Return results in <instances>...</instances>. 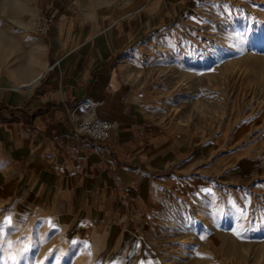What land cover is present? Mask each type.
Wrapping results in <instances>:
<instances>
[{
    "label": "crops",
    "instance_id": "0c3cea01",
    "mask_svg": "<svg viewBox=\"0 0 264 264\" xmlns=\"http://www.w3.org/2000/svg\"><path fill=\"white\" fill-rule=\"evenodd\" d=\"M197 1L150 0L146 10L159 5L173 18ZM9 2L0 9L3 219L46 224L86 252L105 239L116 248L111 261L119 247L128 263L152 253L140 234L168 222L173 206L203 188L205 149L156 129L145 90L124 70L123 49L142 34L139 0L87 11L73 0H47L55 12L47 35L35 30L34 16L14 27ZM155 20L147 15L146 24ZM90 115L118 126L94 142L75 127Z\"/></svg>",
    "mask_w": 264,
    "mask_h": 264
},
{
    "label": "rangeland",
    "instance_id": "374dc122",
    "mask_svg": "<svg viewBox=\"0 0 264 264\" xmlns=\"http://www.w3.org/2000/svg\"><path fill=\"white\" fill-rule=\"evenodd\" d=\"M9 1L14 27L32 16L34 28L43 14L55 19L47 0ZM73 1L87 11L130 0ZM146 7L123 67L145 90L156 129L205 149L203 188L173 206L152 235L140 234L153 252L129 263L120 247L111 261L116 248L105 239L86 252L46 224L5 221L1 205L0 264H264V0H199L173 18ZM147 15L156 24H146ZM134 224L144 227L140 218Z\"/></svg>",
    "mask_w": 264,
    "mask_h": 264
},
{
    "label": "built area",
    "instance_id": "2783aa9c",
    "mask_svg": "<svg viewBox=\"0 0 264 264\" xmlns=\"http://www.w3.org/2000/svg\"><path fill=\"white\" fill-rule=\"evenodd\" d=\"M53 17L54 15L50 13L41 15L35 30L41 34L49 32ZM117 126L114 120L90 115L76 123V131L87 135L94 142H99L108 139Z\"/></svg>",
    "mask_w": 264,
    "mask_h": 264
},
{
    "label": "bare ground",
    "instance_id": "6f19581e",
    "mask_svg": "<svg viewBox=\"0 0 264 264\" xmlns=\"http://www.w3.org/2000/svg\"><path fill=\"white\" fill-rule=\"evenodd\" d=\"M149 3H150V0H144L140 5H138L137 7H135V11L136 10H140L141 8H143V7H146L147 5H149Z\"/></svg>",
    "mask_w": 264,
    "mask_h": 264
}]
</instances>
